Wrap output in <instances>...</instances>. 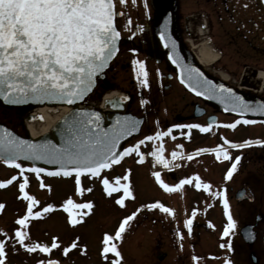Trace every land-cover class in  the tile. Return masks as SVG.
Returning a JSON list of instances; mask_svg holds the SVG:
<instances>
[{
    "label": "flooded vegetation",
    "instance_id": "obj_1",
    "mask_svg": "<svg viewBox=\"0 0 264 264\" xmlns=\"http://www.w3.org/2000/svg\"><path fill=\"white\" fill-rule=\"evenodd\" d=\"M195 1L198 3L200 0H193L194 4ZM205 1L207 3H211L214 10L218 8L221 12L225 13H229L230 8L234 7L230 6L232 2L236 4L235 6H239V9L236 11V13L238 14V18H234V20L240 22L243 25H246V23L247 25L249 24L248 26H246V31L250 32L253 37L251 39L254 41L252 42L247 36L244 35L242 38L244 39V41H246L248 46L252 47V49L249 50L250 52L248 53L242 52V54L239 55H243V57L246 56L249 58L250 54H254L255 57H258V54H260V50L264 49L263 47H260L259 44H257L260 43L262 39H264V19L262 17V15H264V5L262 3V0ZM189 2V0H176L175 33L181 39L182 50L185 55H187L189 59L195 61V63H198L195 45L200 43V41L202 40L207 42L210 41V30H212L213 28V22L211 18L212 16L210 14H212V12L214 11L212 9H209L210 11H212L210 12L208 10L210 13L209 14L208 12L199 11L197 8H195V10H190L191 12L188 13L185 11V6H187L186 4H189ZM116 9L117 11H120L117 6ZM123 15L124 13L116 18V25L120 30L122 37L119 53L111 63L110 67L107 69L105 78L99 79V108H101L100 105L102 99H107L106 95L108 93L116 91L117 95H120V104L123 106V113L130 112L138 117H144V122L139 135L129 140L126 143L125 148L135 145L136 141L135 143L130 144L135 139L142 140L148 135H154L156 133V130L158 129H160V132H166L169 128L172 129L169 135L161 137L160 139L162 141L169 142L170 144L175 143V145L177 146L184 143L185 141L188 142L190 140L204 141L207 136L220 141L240 140L241 143L250 139L264 140V136H258L256 134H253L252 132L253 128H255L256 125H264V121L255 120L247 116L225 113L222 109L209 103L206 99L190 92L178 80L177 71L168 60L160 41L156 37L154 26L155 20H148L140 23L135 28H132V30H130L131 27L129 25H126L125 22H123L122 24L125 25V29L127 28L130 30L128 32L125 31L124 35L118 24V20L123 18ZM251 25L253 27H249ZM141 29L144 31H142ZM228 39L230 40L228 42L231 43L230 46L234 49V51L237 50V46L240 44V42L238 41L240 38L230 37ZM237 52L238 51H236V53ZM125 54L127 55L126 61L118 59L120 55L123 56ZM138 57H140V59H138ZM219 58L221 59V56ZM135 60H140L144 63L145 61H152L156 63L152 66L145 63V66L148 68L146 69L148 72L149 80L147 86L141 83L143 77L139 79L137 78L136 70L138 66L133 63V61ZM247 65L250 67V70L248 69L246 75L242 77L239 85H236L229 81H226V83L236 90L249 94L254 98L264 100V78H262V80H260L259 78L260 75L258 71L260 69H257V67L251 66L250 64ZM112 66L119 67L118 70L122 69L131 73L130 76L126 77L125 79L127 80L126 84L116 83V80H113L114 82H112V80L109 79V73ZM201 67L207 73L220 78V76L215 72V63L208 67H205L203 65H201ZM217 67H219V65ZM261 69H264V66H262ZM254 76H257L259 80H251V78ZM113 77L115 78V76ZM3 107L5 108L6 113L11 114L7 121L3 120L1 122H4L6 125L22 135H25L26 132H28L26 123L29 120V116L35 115L33 120L41 118L40 115L35 114L36 107L32 105H26L22 107H9L3 105ZM103 107V110L106 114L114 112V110H112L110 106L106 104ZM236 120H240L241 122L237 124L234 129L225 127V125L234 123ZM244 120H250L254 122L245 124L243 123ZM197 123L201 125H207L211 123L213 124V127L206 133L201 132L196 128L177 129L172 127L176 124L188 125ZM152 141H145V143L140 145V147L142 148L144 145H148V143L152 144ZM141 148H139V152L143 151ZM182 149L185 151L183 147ZM240 150V153L234 154V161L236 156H240L241 159L238 163L240 164L245 162V164L238 165L237 170L233 173L230 179L226 178V173L228 170L226 171L221 167L217 168V171H214L207 168L205 169L203 165H198L197 168L199 169L196 171V173H205L207 178L211 174L214 175L215 172H217L220 178L226 179L228 181V186H225L224 192L226 191L231 214L233 216V219L236 220L237 223L235 227V234L232 235L233 240H228V242H226L228 237L220 236L222 238L220 244L225 245V247H220L221 256H223L224 258L222 264H224L226 260H231L232 264H249V261H251V254L254 253L253 248L251 247L252 245L247 244L240 233L241 228L248 223L254 224V231L256 233L255 242L257 240L260 241L261 250L264 254V145L251 144L244 148H240ZM135 153L137 152H133L132 154L125 156L121 162L113 164L111 168L102 170L101 174L105 176L106 174L115 172L116 174L114 175V177L116 179H119V166L129 157H133ZM248 156L249 158H252L254 156L255 162H257L258 164L256 166V170L254 171H250L248 169ZM17 163H20L23 167H25V169L32 167L29 163ZM196 173L194 172L193 176H195ZM182 174L183 173L181 171H169L166 172V178H173L177 180H180V178L186 179V177ZM238 175L239 177H237ZM13 176H16L17 179L12 181L11 184L0 187V205H3V208H0V240L5 241V264H38V261H43L44 264H46L48 260H57L60 264H79L78 262H80V264H89V256L91 255L90 253H85L82 247H80L81 250H79V246L71 247L74 239L72 237V232L70 229L71 224L69 220L71 219L70 213L68 211L65 210L66 213L64 214V216H67L69 220L67 219V217H65V228L62 232V235L65 237L62 239V242H57L59 237L56 236V232H54V230L52 229L47 230L41 238L37 229L29 228V225L32 224V221L38 218L37 216L29 217L28 221L23 226L18 224V220L27 214L28 201L23 197V194L19 188V184L23 182L25 176L28 178V184L24 191L28 192L30 196L35 197V199L39 201V203L33 206V213L41 212L42 215L46 214L48 215L49 220L50 217L53 216V213H50L52 209L50 211H47L49 213L44 212L43 208H45V204H42L48 202L46 204L49 205L51 204V198H54L52 195L54 187L57 188L58 186L56 187L52 183V181L54 179H68L75 176H55L46 174L45 172H41L38 175L27 170L24 171L23 174H21L20 169H17L12 164H6L5 162L0 160V181L9 180ZM90 176L91 175H81V188L82 185L85 184L83 179H87V177ZM107 178L109 179V177ZM109 182L110 184H113L111 183V181ZM102 187L104 189L103 184ZM57 189H55V191ZM76 189L77 185H75L74 187V192L78 193L81 198H84V196L88 194L85 191H83V194H80ZM82 189L85 190V188ZM194 195L195 197H193V210L196 211V215L194 217L191 215V219L194 223H197V227L192 231L193 235L194 232H196L195 236H199V233L203 230L210 231L209 229L211 227V224L206 222V220L204 219H207L209 221L217 216L220 221V218L223 214L217 213V215L214 216L211 213V201L212 199H215V197H211L207 189L196 188V190H194ZM42 196L44 198H42ZM41 198L43 200H41ZM68 199L69 198H66L64 200L63 205ZM254 199L259 203L256 211L254 213H250L254 218V222L240 219V213L245 214L246 212L245 208L247 206V202L253 201ZM87 202L91 203V201H81V203ZM94 208L95 207H93V204L91 209L73 208V210H76L77 214H72V210L71 218L72 216L74 217V219L79 218V220L76 219L78 223L82 222L84 224V218L90 216ZM81 213H86V215L81 216ZM224 216H226V213L224 214ZM222 223L221 228L223 227ZM17 228H20L21 231H24L26 233L24 244H28L30 247L35 245L36 243L47 245L51 249L50 252L45 253L40 251L39 249H36L35 251H29V249L25 248L24 244L20 243L19 239L16 238L15 231ZM107 231L108 230L106 229L105 231L92 230L91 235L97 237L98 242L99 237H101L100 240H102L103 242L104 236L106 234L108 235ZM40 239H42L44 243H41L39 241ZM53 243L58 244L56 248L51 247ZM229 243L231 244V248L227 247ZM103 247L99 249V252L97 253L98 259L101 260H97L95 264H111L113 260L118 259L117 257H113V259L110 260V257L115 256V254L103 253ZM64 248L69 249L66 254L63 252ZM73 250H76L74 253L78 255V259L84 260L83 262H81L82 260L77 262L76 260L75 262L72 261ZM257 257L258 264L259 256L257 255ZM119 259L120 264H124V261H121L123 260L122 257H120Z\"/></svg>",
    "mask_w": 264,
    "mask_h": 264
},
{
    "label": "snow or ice",
    "instance_id": "obj_2",
    "mask_svg": "<svg viewBox=\"0 0 264 264\" xmlns=\"http://www.w3.org/2000/svg\"><path fill=\"white\" fill-rule=\"evenodd\" d=\"M121 3H126V0H121ZM122 14L115 10L114 0H0V97L13 104L40 98H53L68 103L83 99L85 94L91 90L96 74L107 66V62L117 51V40L120 37V32L115 25V17ZM128 23H131L130 19ZM161 37L164 38L163 32ZM174 46L175 42L173 41ZM133 63L138 66L137 78L143 77L141 83L147 86L149 80L145 63L140 60H135ZM193 71L199 72L198 69L190 70V75ZM213 90L220 95L225 92L230 94V99L233 101V111H264V105L257 108L249 107L242 97L235 96L232 90L225 89L223 84ZM193 91L196 89L193 88ZM199 94L204 95L205 93L200 92ZM99 120L100 114L98 112L87 113L82 111L80 119L77 121L79 124L78 134L69 140L66 146L55 148L20 140L4 130L3 136H0V150L5 153L4 162L20 169L21 174L27 170L38 175L46 169L36 166L25 169L20 163H17L16 157L23 155L29 159H48L51 163H58L60 167L48 174L57 176L62 174L65 177L75 174L76 190L83 194L84 189L80 187L82 174L99 177L102 170L111 168L113 164L119 163L124 156L133 152H138L140 162H143L145 155L143 152H139L140 145L144 144L145 141L168 136L172 131L169 128L166 132L148 135L135 145L123 148L122 151L118 152L116 149L119 140L125 134L130 135L137 131L136 122L130 121L127 117L123 121L117 118L116 126L107 131L100 130ZM240 122V120H236L234 123L225 125V127L234 129ZM253 122L250 120L243 121L245 124ZM172 127L177 129L196 128L206 133L213 127V124H176ZM225 143L232 148H244L251 144L264 145V140L250 139L242 143L225 140ZM197 151H211L216 153L217 159H220L221 156L225 159H231L230 153L223 145H217L211 149L202 148ZM162 152L163 146L161 145L151 155L156 158L157 163L163 164L167 168L169 161L161 154ZM178 155V152H172L173 158ZM188 159H192V156H188ZM240 159V156L235 157V162L228 169L226 178L232 177L237 170ZM153 175L161 186L169 192L179 189L186 183L191 184L193 180L196 181L195 187L197 189L210 188L209 184L201 182L198 175L181 179L175 185L165 183L159 172H155ZM16 179L17 177L13 176L9 180L0 181V187L11 184ZM127 179L128 176L125 175L124 180ZM27 184L28 178L25 176L23 182L19 184L23 197L28 201L27 214L18 220V224L22 226L26 224L29 217L41 215V212L33 213L32 211L33 206L39 201L24 191ZM102 184L109 195L123 190V195L117 200V203L121 205H123L126 197L132 196L130 185L128 183L121 184L119 179H117L116 185H113L105 177L102 179ZM212 195L223 198V206L227 216L223 235L229 236L236 227V221L231 214L226 191L215 192ZM63 207L70 213L71 222L75 224L77 220L71 218L73 208L91 209L92 204L90 202L77 204L69 198ZM147 207L159 208L164 213L173 212V209L165 207L159 202L151 203ZM0 208H3V205H0ZM52 208L53 205L49 204L43 211L47 212ZM80 215H86V213ZM135 215L136 212H133L125 217L114 236L107 234L104 236L103 253H114L115 257L118 258L113 260L111 264H120L119 258L121 257V253L113 241L121 237L129 221ZM195 215L196 211L193 210L192 216ZM192 223L191 218L185 221L189 230ZM15 236L20 243L24 244L26 236L24 231L17 228ZM76 246L74 241L71 247ZM24 247L29 251L39 249L45 253L51 250L49 246L40 243L31 247L24 244ZM51 247L56 248L57 244L53 243ZM221 247H225V245H221ZM227 247L231 248V244L229 243ZM68 250V248H64L63 252L66 254ZM5 255V241L0 240V264H5ZM194 259L199 258L194 257ZM38 264H44V262L38 261ZM47 264H59V261L48 260ZM224 264H232V261L226 260Z\"/></svg>",
    "mask_w": 264,
    "mask_h": 264
},
{
    "label": "rangeland",
    "instance_id": "obj_3",
    "mask_svg": "<svg viewBox=\"0 0 264 264\" xmlns=\"http://www.w3.org/2000/svg\"><path fill=\"white\" fill-rule=\"evenodd\" d=\"M189 1V4H186L187 6H185V11L188 13L191 12L190 10H195V8L199 11H205L208 13L211 9L214 11H210L212 14L209 13L212 16L213 28L210 30V41L208 42V45L211 48H214L213 50L221 56V59L219 58L215 63L216 67L214 69L216 74L219 76L226 75V78L223 77L226 81L239 85L240 80L246 75V72L250 68L247 64L257 67V69L259 68L260 70L258 73L260 71L264 72V69H261V67L264 66V49L260 50L258 57H255L254 54H250L249 58L239 55L242 54V52L248 53L250 52L249 50L252 49V47L248 46L246 41L242 38L244 35L254 42L251 39L253 37L250 32L246 31V26L249 24L247 25L246 23V25H243L234 20V18H238L236 11L239 9V6H235L236 4L232 2L230 6L234 7L230 8L229 13H225L221 12L218 8L214 10L212 4L207 3L205 0H200L198 3L195 1V4L193 0ZM115 3L117 8L124 13L123 18L118 20V24L124 35L125 31L128 32L145 21L154 20L157 15L156 10H154V7L152 6L151 0H126V3L123 4L121 3V0H115ZM262 17L264 19V15H262ZM129 19L131 20V23H128ZM123 22H125L126 25H129L131 29H125V25L122 24ZM249 27L253 26L251 25ZM230 37L240 38L238 40L240 44L235 51L230 46L231 43L228 42L230 41L228 39ZM257 44L264 48V39ZM236 51L238 52L236 53ZM126 58L127 55L125 54L123 56L120 55L118 59L126 61ZM138 59H140V57H138ZM145 63L151 66L156 64L152 61H145ZM210 65L212 64H205L204 66L208 67ZM218 65L219 67H217ZM118 69L119 67H111L109 79L112 80V82L116 80V83L126 84L127 80L125 79L130 76L131 73H129V71ZM146 69L148 68L146 67ZM113 76H115V78ZM257 76L252 77L251 80L257 81L259 78L262 80L261 77L258 78ZM94 93L96 94H94L89 100L88 105L97 106L99 104V89ZM10 114L11 113H6L3 105L0 104V122L3 120L7 121ZM156 132H160V129L156 130ZM252 132L258 136H264V125H256ZM135 141L137 143L139 139L133 140L130 144L135 143ZM152 142V144L148 143V145L146 144L142 148L140 147L143 150L141 152L145 155L143 162H140L139 153L137 152L133 157L131 156L124 161L118 168L119 182L121 184L128 183L132 190V196L126 197L123 205L117 203L119 197L123 195L122 189L109 195L106 194L107 192H105L102 187V179L105 177H109V181H111L113 185H116L117 179L114 177L116 174L115 172L106 174L105 176L101 174L99 177L90 176L87 177V179L84 178L83 181L85 184L82 185V188H85L84 191L88 193L84 198H81L78 193L74 192V187L76 185L75 177L68 179H54L52 183L56 187L58 186V189L54 187L52 195L55 199L51 198V205H53V208L50 213H53V216H51L49 220L48 215L41 214L38 218L32 221L29 228L37 229L41 238L47 230L52 229L56 232V236L59 237L57 242H62V239L65 237L62 235V232L65 228V217H67L64 216L66 213L63 207L64 200L66 198H71L77 204H81V201H91L95 208L90 216L84 218V224L82 222L78 223V221L73 224L67 217L70 221L72 237L75 243L77 242V247L79 246V250H81L80 247H82L85 253L91 254L89 256V264H95L97 260H101L98 259L97 253L99 252V249L104 246V243L100 240L101 237H99L98 242L97 237L91 235L92 230L105 231L106 229L108 230V235L113 236L115 235V232L119 230V225L123 222L124 218L131 215L133 212H136L135 217L129 221L126 230L121 234V237L116 238L114 241L121 253L123 259L121 261H124V264H222L224 258L221 256L220 247L222 244L220 243L222 238L220 236H224L223 229L227 224V217L224 216L225 209L223 206V198L221 196H214L212 193L224 192L225 186H228V181L220 178L217 172H215L214 175L211 174L207 178L205 173H196V171L199 169L197 168L198 165H203L205 169L207 168L214 171H217V168L221 167L227 171L231 167V164L235 162L234 154L241 152L240 148H232L229 144L225 143V140H215L209 136H207L204 141L190 140L180 144L185 149V155L176 162V171H181L183 173L182 175L186 178L192 177L195 172V176L198 175L201 182L209 184L210 188L207 189L208 193L211 197H215V199H212L211 201V213L214 216L217 215V213L223 214L220 221L217 216L214 219L212 218L209 220L210 222L207 219H204L211 224L210 231L203 230L199 233V236H195L196 232H194L193 235L192 230L197 227V223L193 222L191 229L189 230L185 221L192 218L191 215L194 203L193 197H195L194 190H196V181L193 180V183H186L179 189L169 192L156 180L153 173H155L157 169L151 164V162H148V156L153 149L155 150L162 145L163 152L167 156H170L180 145L177 146L175 143L170 144L169 142L162 141L160 138L153 139ZM233 142L241 143L240 140ZM217 145H223L227 148L231 159H217L215 152L197 151L202 148H215ZM188 156H192V159H188ZM242 164H245V162L238 163V165ZM257 165L255 157L253 156L252 158H249L248 156V169L254 171L256 170ZM160 174L161 179L169 185H175L182 179H167L165 172H161ZM125 175L128 176L127 180H124ZM237 177H239V175ZM55 189L57 190L55 191ZM88 189L91 190L89 191ZM42 198L44 197L42 196ZM42 198L41 200H43ZM155 202H159L165 207L173 209V212L164 213L159 208L147 207L149 204ZM46 203H43L42 205L45 204L46 207ZM258 204V201L255 199L247 202L245 214L240 213L241 216L239 215L240 217H238L240 219H245L246 221L254 222V218L250 213L256 211ZM72 214H77L75 209ZM72 218L74 217L72 216ZM75 219L79 220V218ZM221 223L223 224L222 228ZM234 234L235 228L229 236H226L228 237L226 242H228V240H233L232 235ZM39 241L44 243L42 239ZM251 247L253 248V252L259 256L258 264H264V254L261 250L260 241L257 240ZM75 251L76 250H73L72 261H81L82 259H78V255L74 253ZM164 253L166 255L161 259V254ZM113 257L116 258L115 256H112L110 257V260H112ZM194 257H198L199 259H194ZM83 261L84 260L81 262ZM78 263L80 264V262ZM249 264H253L252 261H249Z\"/></svg>",
    "mask_w": 264,
    "mask_h": 264
},
{
    "label": "water",
    "instance_id": "obj_4",
    "mask_svg": "<svg viewBox=\"0 0 264 264\" xmlns=\"http://www.w3.org/2000/svg\"><path fill=\"white\" fill-rule=\"evenodd\" d=\"M152 2L157 11V15L155 18L156 36L159 39L168 60L177 71L178 80L190 92L206 99L209 103L222 109L225 113L247 116L253 119L264 121V111H243V110L233 111L232 110L233 101L230 99V94L225 92L223 93V95H220L218 92L214 91L213 89L223 84L225 86V89H231L232 93L235 94V96L242 97L244 102H246L249 105V107L252 108H257L264 105V100L259 98H254L249 94L243 93L239 90L230 87L228 84L222 82L213 75L207 73L201 66L195 63V61L189 59L187 55H185V53L182 50L181 39L175 33L176 0H152ZM262 3L264 5V0H262ZM118 13H122V12L119 11ZM117 16H121V15H117ZM162 32L164 33V38L161 37ZM173 41L175 42L174 47H173ZM120 43H121V33L119 39L117 40V51L115 55L107 62V66L96 74L91 90L85 94L83 99L76 100L73 103H68L67 101H62L53 98H48V99L40 98V99H28L23 103L13 104L5 101L3 97H0V102L3 105L10 107H22L26 105H32L36 107V106L47 105L50 106L51 108H54L56 112H58L57 107L60 106L68 107V110L64 114H62L60 118H58V120L53 124L50 130L47 133L37 138H33L29 134V132H26L25 135H22L2 122H0V136H3L4 130H7V132L10 133L12 136L17 137L20 140L28 141L30 143H35L37 145H49L50 147L53 148L64 147L68 144L69 140H71L73 137H75L78 134L77 129H79V124L77 123V121L80 119L81 112L82 111L87 113L98 112L100 114V120L98 122L100 125V130H107V131L112 130L117 124V118L123 121L124 118L127 117L130 121L136 122L137 131L132 132L130 135L125 134L117 144L116 150L118 152L122 151L123 148H125L126 143L140 133L141 127L144 122V117L143 116L138 117L130 112L123 113L122 112L123 106L120 104L119 96L105 100V103L109 105L112 110H114V112L112 113L105 114L99 108L82 106L84 101L94 91L95 87L98 84L99 79L105 78L106 70L110 67L111 63L119 53ZM196 69H198L199 72L196 73L195 71H193L190 75V70H196ZM193 88H195L196 91H193ZM200 92H204L205 94L200 95L199 94ZM28 119L33 120L34 116H29ZM4 155L5 153L2 150H0V160L4 161ZM16 161L27 162L30 163L32 166L46 169V171L44 172L47 174L49 172L56 171L60 167L58 163H51L49 162L48 159L34 160V159H29L28 157L23 155L17 156ZM240 233L247 244L252 245L255 243L256 233L254 231V224L248 223L244 225L241 228ZM164 257L165 254L161 255L160 258L163 259ZM251 261L253 264H257L258 257L255 253L251 254Z\"/></svg>",
    "mask_w": 264,
    "mask_h": 264
},
{
    "label": "bare ground",
    "instance_id": "obj_5",
    "mask_svg": "<svg viewBox=\"0 0 264 264\" xmlns=\"http://www.w3.org/2000/svg\"><path fill=\"white\" fill-rule=\"evenodd\" d=\"M196 49V56L198 60L202 64H214L219 60L220 55L216 53L209 45L207 41H201L197 45H195ZM260 77L263 78L264 72H259ZM222 77L226 78V75H222ZM117 95V92H110L106 95V98H112L113 96ZM58 112L54 111V108L50 106H36V115H40V119H35L31 121H27L26 126L29 134L33 138H37L45 133H47L53 124L64 114L68 107L60 106L57 107ZM35 116V115H34Z\"/></svg>",
    "mask_w": 264,
    "mask_h": 264
},
{
    "label": "trees",
    "instance_id": "obj_6",
    "mask_svg": "<svg viewBox=\"0 0 264 264\" xmlns=\"http://www.w3.org/2000/svg\"><path fill=\"white\" fill-rule=\"evenodd\" d=\"M97 89H99V82H98V85H97L96 89L94 90V92H96V91H97ZM94 94H96V93H93V94H92V95H90L89 97H90V98H92V97L94 96ZM98 98H99V96H98Z\"/></svg>",
    "mask_w": 264,
    "mask_h": 264
}]
</instances>
